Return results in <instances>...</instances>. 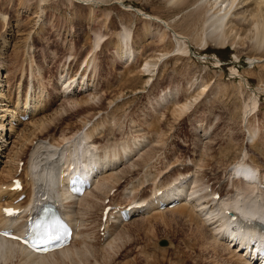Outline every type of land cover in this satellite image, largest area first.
<instances>
[{"label": "rangeland", "instance_id": "obj_1", "mask_svg": "<svg viewBox=\"0 0 264 264\" xmlns=\"http://www.w3.org/2000/svg\"><path fill=\"white\" fill-rule=\"evenodd\" d=\"M77 1L47 0L41 9L39 0H0V17L7 16L5 24L0 19V79L8 95L0 101V117L8 116L5 138L0 136V176L4 182L11 179L8 171L18 162L14 153L21 149L26 151L24 166L33 168L34 175H43L47 166L60 173L61 157L48 158L51 154L45 147L55 140L62 141L58 149H63L64 133L70 138L80 131L75 142L70 139L78 147L82 145L78 137L85 131L92 133L95 143H111L109 148L136 146L139 149L133 148L131 159L119 164L120 172L104 192L75 205L79 218L86 219L87 241L84 244L79 238L71 247L84 248L70 259L55 257V264H237L223 246L212 242L210 226L202 225L203 218L182 208L150 210L121 224L110 223L106 237L99 235L98 228L110 204L102 205L105 198L122 205L134 196L152 198L155 189H163L179 173L202 183L214 179V190L224 196L231 193L228 173L232 167L250 162L264 174V45H253L252 32L238 35L232 30L223 45L209 47L202 30L187 31L181 25L192 8L176 12L177 6L168 0H124V4L139 7L170 26L115 0L89 6ZM126 31L131 36L127 42L120 37ZM96 34L103 37L99 47ZM177 34L186 41L177 43ZM84 76L88 84L84 91L62 93L63 80L74 77L82 84ZM41 89L47 95L43 110L15 124L14 137H19L10 144L14 139L7 141L8 121L14 103L19 101L25 108L27 92H34L33 102ZM71 98L90 99L88 108L70 104ZM37 121L47 122L43 133L35 130ZM34 130L38 137L27 140L25 132ZM67 148L68 154L76 149ZM26 184L30 193L33 186ZM162 239L169 244L161 245ZM5 257L0 256V264L20 262Z\"/></svg>", "mask_w": 264, "mask_h": 264}, {"label": "bare ground", "instance_id": "obj_2", "mask_svg": "<svg viewBox=\"0 0 264 264\" xmlns=\"http://www.w3.org/2000/svg\"><path fill=\"white\" fill-rule=\"evenodd\" d=\"M46 1L47 0H39V4L41 6V9H42L43 3ZM102 1L106 2V3L112 2V0H78L77 2L80 4L82 3L83 5L88 4V6H89V5H98V4L102 3ZM115 1H117V3L120 2L121 4H123L125 6V8H127L129 10H132V11L135 10L138 13L139 12L144 13L146 15V17H148V18L154 17L151 14L148 15L144 10H142L139 7H133L131 5L127 6L126 4H124V0H115ZM168 2H170V4H171V2H173V4H175L177 6V7L175 6L176 8L173 7L177 10L176 12H181L187 8H192L190 14H188L186 16V18H183L184 22H182L181 25L184 24L183 26H186V28H188L187 31L191 30L193 32L194 31L196 32V30H198V31L202 30L203 33L205 34V36H207L206 38L208 39L209 47H210V44H215V43L219 46H220V44L223 45L226 41H228L227 39H229V37H228L229 32L231 33L232 30L236 31L237 34L238 33L243 34L244 31L252 32V33H254L253 35L256 36V39L254 38L255 43L253 45L254 46L264 45V0H168ZM114 3H116V2H114ZM5 14L6 13H2L1 17H0V19L3 21L4 24L6 23V20H7V16ZM154 18L158 21L160 20L158 17H154ZM160 21L164 22L165 26L169 25L168 22H165L162 19ZM161 36H162V34H161ZM246 36H249L248 33ZM120 37L123 39V41L127 42L129 40V37H131V36H130L129 32L126 31L125 33L121 34ZM95 38H96L95 46L99 47V45L101 43V39L103 37L100 34H96ZM175 38H176L177 43H179V44H182L183 42L186 41V40H183V38H184L183 35L181 36V35L177 34V35H175ZM206 38H204V39H206ZM33 40H35V39H33ZM219 46H217V47H219ZM263 49H264V47H263ZM183 51H185V49ZM131 52H132V50L129 51L128 54H130V57L132 59L135 56V54L131 53ZM0 76H1V72H0ZM33 76H35V75H33ZM3 77L4 76H2L1 78H3ZM36 77L38 78V76H36ZM8 78H9V76H8ZM85 78L86 77L84 76L82 84L79 81H77L76 78H74V77H73V79H71L69 81L63 80L62 85L64 86V91L62 93L66 94V93L71 92V91H76V89H79V88H81V90L84 91L86 89V87L88 86V84H86ZM38 79L40 80V78H38ZM32 82H33V80H32ZM37 82H40V81L37 80ZM39 86H40V84H39ZM1 87H2V81L0 79V101L4 100L5 97L8 96V95H6L5 91L3 89H1ZM42 88H45V87H42ZM32 90H33V88H31V91ZM43 91H44V89H41L42 94L38 93L39 95L37 94L38 97H36L37 100H35L33 102H32V97L34 95L33 94L34 92L33 93L31 92L30 94H29V92H27L26 100L24 99L25 104H26L25 108H23L22 103H21L22 105L19 104V101H18V103H14L15 104L14 106H16V108L14 109L15 111H13V109H12L11 114H9L11 116L10 121H8L11 126H10V137L7 138V141H9V139L12 140V138L14 139L10 142V144L13 142H16L17 141L16 138L19 137V136H17L16 138L14 137L15 135H17L16 134L17 129L15 127V124L17 122H21L20 121L21 117L26 115V113L27 114L31 113L32 118H33L35 112L38 113L39 111L43 110V107L45 104L43 102V98L46 99L45 96H47V95H44L45 93L43 94ZM67 96H69V95H67ZM93 97H95V96H93ZM2 98H4V99H2ZM39 98H42V99H39ZM71 99H74V98H71ZM89 100L90 99H88V100L87 99H82V100L81 99L80 100L74 99L73 101L71 100L72 103L70 102V104L75 103L76 105L78 104L80 106H83V105H86V103ZM27 104L28 105L32 104V105L28 106ZM46 104H47V101H46ZM88 105H89V103H88ZM71 106L73 108V105H71ZM86 107H87V105H86ZM7 111H8V109H7ZM5 115L0 117V127H2L1 128L2 130L0 129V136L2 137V139L5 138L4 137L5 135L2 136L3 130H5L7 128V125L5 122H6V120H8V116L6 115L7 117L4 118ZM2 118H4V119H2ZM32 121H33V119H32ZM46 123H45V121H43V122L37 121V122H34L33 124L36 127L35 130L40 129L41 132H39V133H43L45 128L47 129V127H48V125ZM49 123H51V122H49ZM6 130H8V129H6ZM35 130L29 134H26V132H25L24 136H26L27 140L29 139L30 136L31 137L33 136V139L38 137L37 134L35 133ZM87 131H89V130H87ZM79 132H76L75 135L70 137V138H67L68 136L64 133L63 137H62L63 139L62 138L61 139L66 141V144L62 145V146H64V148L63 149L60 148V151L58 149L59 148L58 145H60V142H62V141L57 142L55 140L54 141L51 140L52 142H54V145L49 144L48 146L45 147V148H47L48 151H50V153H48V154H51L48 156V158H51V157L55 158L54 155H59L61 157L60 161L62 160V163H63L62 165H64V166H63V169H60L61 170L60 173H56L54 168H50V166L48 168V166H47V168L45 169V173H43V175H40L39 176L40 178H39L38 176L33 174L35 172V171L34 172L32 171L33 168H31V170H28L27 167H25V169H23L24 170V172H23L24 173V180L23 181H25V185H27L26 183H30L31 186H33V188H31L32 189V190H30L31 192L30 193L28 192V194H27V190H26L27 187L24 186V189L22 192L27 194L26 200L18 202V204L26 207V213H28V215L26 217V220H27L28 217L31 216V214H33V215L35 214V210L38 208V206L40 204L44 203L47 199L51 198V199L56 200L59 204H61V207L63 208V211L65 212V214L68 216L70 222L74 224L75 235L73 234V236H72V241H71L72 243H73V241H75L77 239L76 237H79V236H80V239H82V241H81L82 243L87 241V238L85 237V235H86V231H85L86 227L85 226L86 225L84 222V220H86V219L82 217L84 219L82 221L81 217L79 218V215H77V213L75 212V211H77V210H75V208H76L75 205L79 201L81 202V200L82 201H84V200L88 201V199L89 198L91 199L92 195L97 193V192L99 193V195H100V193L104 192V190H106L105 187L107 188L108 184L112 181L111 179L116 177L117 174L120 172L121 169L118 168V167H120L119 164H123V162L128 161L129 158L131 159L130 156H132V153L135 154V152L131 153L130 151H133V148L136 147V146L135 147L132 146L133 148H132V150H130L131 149L129 147L130 145L127 144V145H123L121 150L115 148V146L112 148H109V145L105 146V145L95 143L91 139V137L93 138L92 133H90V132L85 133L86 131L83 132L82 135H80L78 137L80 139V141H82L81 147H78L76 145H73L70 142V139L73 140L72 142H75ZM6 135H7V132H6ZM24 136L22 138H24ZM61 139H59V140H61ZM41 143H43V142L40 140V146H41ZM0 145H2V141L0 142ZM66 145H68V148ZM71 146L73 147V149L76 148V149H74L75 152H74V150H72L73 152L71 154H68L67 151H65V150H66V148L68 150ZM1 148L2 147L0 146V149ZM70 149H72V148H70ZM136 149H139V148L136 147ZM22 151L23 150L21 149L20 151L18 150L14 153L15 159H18V158L23 157L25 155L26 151L25 152H22ZM134 151H136V150L134 149ZM52 164H53V162H52ZM67 165H68V167L73 165V166H75V168L73 170H69ZM15 166H16L15 169L10 167L8 174H7V175H9V178L14 177L15 173H17L19 165H15ZM132 167H133V165H132ZM232 169L233 170L231 172H229L230 174L228 173L229 183L233 182L231 184L232 185L231 191H228V193L229 192H231V193L229 196H224L223 194H221L219 201H216V200L212 201V199L209 197V195L204 193L203 189L206 187H209L211 185L207 184L203 188L204 185L201 182V179H198L196 177H191V176L185 177L183 174L179 173V174H176L177 176L175 175V179L173 181L167 183V186L164 187V188L169 187L168 188L169 190L167 192H165L163 195L157 197L158 196V195H156L157 190L155 189V192L153 193V195L155 196V198H154L155 202L154 203L149 202L146 206L141 207V209H136L135 211H130V213H133V212L136 213L137 211H139V214H141V213H145L147 211L149 212L150 210L154 211V213L157 210L168 212L170 210H172V211H175V209L178 210V208H180V209L182 208L181 210L184 209V211H187L186 213H188V211H189L191 215H193V212H197L198 216H196V217L197 218L201 217V219L203 218L202 219V223H203L202 225L210 226V229H211L210 232H212V234H211L212 236H210V237L212 238V242H214L216 245H218V247L223 246L225 248V250H227V252L230 253V255L234 256L237 264H259L257 262V260H255V257H256L255 252H251V251L256 250L257 248H260L264 244V239L257 236V233L253 229V226L256 225V223L260 224L259 221H264V176H263L264 174L263 175L261 174L262 176L259 177V173L256 174L254 172V168L251 169V167L246 166L245 163L244 164L241 163L236 167H232ZM49 170H51V171H49ZM77 171H80L81 174L91 178L93 181L92 187L89 190H87L83 194V196L78 194L79 195L78 198L73 196L72 193H69L67 188L65 187V184L68 181V179H71L73 177L74 173H76ZM236 171H237V173H236ZM244 174L249 178L248 180H246L242 176ZM29 175H31L30 176L31 178L27 179V177ZM182 177H184V178H182ZM203 178H205V177H202V179ZM200 182L202 183L201 185L199 184ZM39 183H44V184H41V185H44V187H41V185ZM121 184H122V182H121ZM3 185H6V188H4ZM11 185H12L11 183L4 182V180L1 177V180H0V227L14 226L15 228L16 227L20 228V226H22V223H24L22 220L20 221V219H22V218L15 219V221H13V220H10L9 218H7L5 216V214L2 213V211H1L3 205L14 204L16 199L18 198V195L21 193L18 191H15V192L12 191ZM35 187L38 188L37 191H35ZM133 187H135V186H133ZM133 187H132V189H133ZM211 187L213 189H215L214 188L215 186L214 187L211 186ZM135 189H136V187L133 190H135ZM133 190H132V193H135V192H133ZM228 193H227V195H228ZM46 194H47L48 198L45 201H42L41 198ZM95 196L96 195H93V197H95ZM175 196H177L179 198V202L175 206L172 207L174 210L172 208H169L168 206L163 208V210H160L161 208H158V204L160 202H164L168 205L171 202L170 200L172 199V197H175ZM3 197H7L10 200L7 202L5 201V203H6L5 204L3 202V199H4ZM7 198H5V199H7ZM156 198H158V199H156ZM103 200H104V198H103ZM131 200L132 201L129 204L125 205L124 207H126L130 204L140 205V203L146 201V199H144V198H141V197L138 198L135 196L132 197ZM85 201H84V203H85ZM107 205H108V203H107ZM30 206H31V208H30ZM82 207H84V206H82ZM123 210L124 209H121L120 211H117V212H115L114 210H111L109 212L111 215L109 214V219H107L106 223H104V224L108 225V223L110 224V223L114 222L116 225L117 222L119 224L123 223L124 222V220H122V211ZM235 213L237 215L236 219L234 221L233 220L229 221V219H228L229 216H231L232 214H235ZM78 214H79V212H78ZM78 219H79L80 223H79V221H76ZM199 221H200V219H199ZM253 222H254V224H252ZM101 223L103 224V217H102ZM233 237L235 238L234 243H232ZM236 239L238 240V241H236V242H238V244L237 243L235 244ZM114 240H116V239H114ZM111 241H113L112 238H111ZM78 242H79V240H78ZM110 245L112 246V244H110ZM113 245H114V243H113ZM242 247H246L248 249L246 250L245 248H242ZM75 248L65 246L61 250L49 252L48 254H39L38 252H32L31 253V252L27 251L26 249H23L20 245L15 244V242L0 236V256H6L10 260H12V258H14V257L18 258L21 262V263L19 262L18 264H53V263L55 264V262H57L56 258L58 256H61V257L64 256L65 258L69 257L68 259H70L72 254L76 255L77 254L76 252H79L84 247H82L80 250H77V248L76 249ZM249 249H251L250 252H249ZM84 251H85V249H84ZM85 253H86V251H85ZM61 260H63V259H61Z\"/></svg>", "mask_w": 264, "mask_h": 264}, {"label": "snow or ice", "instance_id": "obj_3", "mask_svg": "<svg viewBox=\"0 0 264 264\" xmlns=\"http://www.w3.org/2000/svg\"><path fill=\"white\" fill-rule=\"evenodd\" d=\"M6 215H16V214L13 213L11 210H7V211H6ZM29 230H30V229H29ZM2 234H4V235H10V233H7V232L2 233ZM12 238L20 239V237H15V236H12Z\"/></svg>", "mask_w": 264, "mask_h": 264}, {"label": "water", "instance_id": "obj_4", "mask_svg": "<svg viewBox=\"0 0 264 264\" xmlns=\"http://www.w3.org/2000/svg\"><path fill=\"white\" fill-rule=\"evenodd\" d=\"M141 14H143V15H145L144 13H142V12H140ZM161 244H167V240H163V241H161Z\"/></svg>", "mask_w": 264, "mask_h": 264}]
</instances>
